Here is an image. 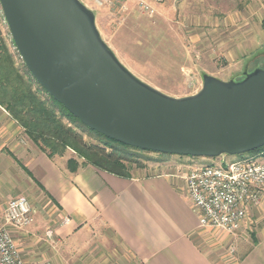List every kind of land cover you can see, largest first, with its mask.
<instances>
[{
    "label": "water",
    "instance_id": "obj_1",
    "mask_svg": "<svg viewBox=\"0 0 264 264\" xmlns=\"http://www.w3.org/2000/svg\"><path fill=\"white\" fill-rule=\"evenodd\" d=\"M33 80L92 132L141 152L192 160L264 146V69L202 77L195 95L169 97L136 78L102 40L79 0H0Z\"/></svg>",
    "mask_w": 264,
    "mask_h": 264
},
{
    "label": "crops",
    "instance_id": "obj_2",
    "mask_svg": "<svg viewBox=\"0 0 264 264\" xmlns=\"http://www.w3.org/2000/svg\"><path fill=\"white\" fill-rule=\"evenodd\" d=\"M66 159L40 151L0 106V223L9 200L28 199L30 236L10 228L25 261L44 249L50 264H264V220L236 246L201 228L183 176L164 163L126 179L89 164L70 173ZM248 210L246 220L264 216V192Z\"/></svg>",
    "mask_w": 264,
    "mask_h": 264
},
{
    "label": "rangeland",
    "instance_id": "obj_3",
    "mask_svg": "<svg viewBox=\"0 0 264 264\" xmlns=\"http://www.w3.org/2000/svg\"><path fill=\"white\" fill-rule=\"evenodd\" d=\"M79 1L93 12L102 40L121 64L140 81L169 97L195 95L202 88L204 75L229 81L240 79L245 69H264V0H178L154 5L155 14L151 17L128 0H109L100 8L93 7L88 0ZM3 50L23 73L24 64L0 8V51ZM33 86L36 88V84ZM40 96L48 99L44 91H40ZM83 137L91 142L97 139L86 132ZM144 156L164 163L168 170L184 177L193 168L219 167L224 161H237L246 154L201 160L158 153ZM61 157L67 158L66 163L70 159L82 163L69 150L55 158ZM142 163L145 167L139 171L156 164L143 160ZM263 220V215L250 211L243 231L230 237L235 246L243 237L251 242L255 225ZM3 223L4 218L0 226ZM26 230L21 233L28 237ZM214 236L224 238L221 234ZM40 253L35 260L49 262L44 249Z\"/></svg>",
    "mask_w": 264,
    "mask_h": 264
},
{
    "label": "trees",
    "instance_id": "obj_4",
    "mask_svg": "<svg viewBox=\"0 0 264 264\" xmlns=\"http://www.w3.org/2000/svg\"><path fill=\"white\" fill-rule=\"evenodd\" d=\"M19 73L6 52L0 51V106L24 130L28 139L49 158L62 156L67 150L82 160L66 163L67 170L75 173L89 164L111 175L131 178L134 169H142L145 163H158L144 156L146 152L124 146L98 135L74 119L49 96L42 99L43 91L28 70ZM33 83L36 84L34 88ZM64 119L66 122H64ZM93 134L97 139L87 141L83 133ZM264 156V146L246 154V157Z\"/></svg>",
    "mask_w": 264,
    "mask_h": 264
},
{
    "label": "built area",
    "instance_id": "obj_5",
    "mask_svg": "<svg viewBox=\"0 0 264 264\" xmlns=\"http://www.w3.org/2000/svg\"><path fill=\"white\" fill-rule=\"evenodd\" d=\"M100 8L109 0H88ZM178 0H128L147 16L154 5ZM193 212L201 228L217 229L230 236L239 233L249 208L259 204L264 192V156L224 161L219 167L193 168L184 177ZM34 210L26 197L7 202L4 223L0 226V264H50L27 262L22 257L10 228L22 232L33 222Z\"/></svg>",
    "mask_w": 264,
    "mask_h": 264
}]
</instances>
